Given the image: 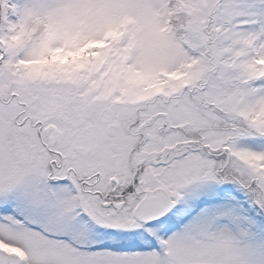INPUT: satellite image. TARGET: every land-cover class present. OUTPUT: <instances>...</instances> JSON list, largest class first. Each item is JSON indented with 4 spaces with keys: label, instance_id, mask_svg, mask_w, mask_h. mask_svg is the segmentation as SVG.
I'll use <instances>...</instances> for the list:
<instances>
[{
    "label": "snow or ice",
    "instance_id": "1",
    "mask_svg": "<svg viewBox=\"0 0 264 264\" xmlns=\"http://www.w3.org/2000/svg\"><path fill=\"white\" fill-rule=\"evenodd\" d=\"M0 264H264V0H0Z\"/></svg>",
    "mask_w": 264,
    "mask_h": 264
}]
</instances>
